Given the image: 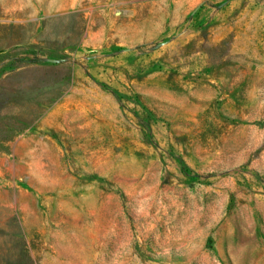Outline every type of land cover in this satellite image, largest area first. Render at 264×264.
<instances>
[{
    "label": "rangeland",
    "instance_id": "rangeland-1",
    "mask_svg": "<svg viewBox=\"0 0 264 264\" xmlns=\"http://www.w3.org/2000/svg\"><path fill=\"white\" fill-rule=\"evenodd\" d=\"M0 264H264V0H0Z\"/></svg>",
    "mask_w": 264,
    "mask_h": 264
}]
</instances>
